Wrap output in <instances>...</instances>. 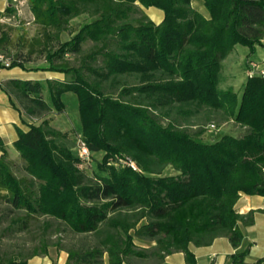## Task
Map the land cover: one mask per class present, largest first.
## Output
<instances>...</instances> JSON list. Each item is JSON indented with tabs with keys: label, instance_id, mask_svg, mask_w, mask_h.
I'll use <instances>...</instances> for the list:
<instances>
[{
	"label": "trees",
	"instance_id": "16d2710c",
	"mask_svg": "<svg viewBox=\"0 0 264 264\" xmlns=\"http://www.w3.org/2000/svg\"><path fill=\"white\" fill-rule=\"evenodd\" d=\"M202 1L208 16L191 0H28L40 27L31 45L46 52L43 70L68 78L46 80L51 103L37 80L6 83L12 104L40 122L18 130L12 145L20 167L0 137V204L22 211L23 225L45 217L91 236V243L56 244L67 252L64 264H104L105 255L107 264L135 258L159 264L178 251L185 264H196L190 244L223 236L237 249L241 227L253 224L255 210L242 214L235 205L241 193L264 196V75L248 76L240 97L219 83L221 62L235 45L250 51L261 45L264 0ZM140 6L163 10V20L153 23ZM82 14L89 20L61 41ZM7 37L0 23V46ZM86 41L92 46L85 52ZM23 65L12 59V67ZM66 92L77 96L78 135L90 160L106 174L85 173L67 133L45 118L63 110ZM214 113L242 134L220 133ZM212 124L216 136L205 141L201 135ZM169 166L175 173L164 174ZM135 237L155 244L140 247ZM48 247L42 240L28 258L47 255ZM246 254L233 252L231 264H247ZM251 264H264V256Z\"/></svg>",
	"mask_w": 264,
	"mask_h": 264
},
{
	"label": "rangeland",
	"instance_id": "374dc122",
	"mask_svg": "<svg viewBox=\"0 0 264 264\" xmlns=\"http://www.w3.org/2000/svg\"><path fill=\"white\" fill-rule=\"evenodd\" d=\"M29 9L27 3L22 4L18 1L16 7H10L9 11L6 12L9 20L2 23V29L7 33L8 37L0 46V51L13 60L19 59L23 61L24 68L39 71L47 67L48 62L45 59L46 52L41 51L42 46L36 43L31 45L33 38L40 36V27L33 21V16ZM88 20L86 14L71 19L69 30L61 33L60 40L64 41L69 39L71 37V32L78 29L80 25ZM55 44L56 42L52 41L51 45ZM91 46L92 42L86 41L83 44V51H88ZM32 47L33 49L31 51ZM262 52H264L262 48H256L255 46L254 50L250 51L248 47L238 44L237 50L232 53L230 52L231 54H228V58L222 62L223 77L220 80L219 87L224 90L231 89L240 97L244 84L248 78L245 76V69L250 62L248 60L253 59L259 62ZM64 58L69 60L72 65L78 62L76 55L71 53H67ZM63 76L64 78H68L65 74H63ZM42 84L43 97L51 103L46 80L43 81ZM61 99L64 104L63 110L55 113V109H52L51 113L45 114V118L51 120V126L53 128L66 131L67 137L65 143L75 155H78L75 142L81 130L78 99L73 92L64 93ZM211 119L212 122L219 125L220 133L227 132L237 136L242 134V129L230 120H220L218 113L211 114ZM161 122L166 124L167 120L162 119ZM196 128L198 127H189L190 131L196 130ZM215 136L216 134L212 131H204L201 138L205 141H210L214 139ZM9 157L13 158L17 166L20 167L22 161L19 159L17 153L10 151ZM98 158H100V156H98ZM97 164L98 161L94 158H91L88 162L83 160L78 161L79 167L88 175L106 174L98 168ZM163 173L173 174L175 171L169 166ZM22 216V211H11L4 204H0V264H11V262L18 264L19 261L47 264L51 261V264H59L61 253H63L62 251L66 252V250L59 249V245H56L57 243L63 248L80 243H91L93 241L91 236L74 234L66 228L65 225H58L54 219H47L45 217L30 218L26 221V224L23 225V222L20 221ZM47 221L48 223L50 222L51 225L48 230H44V225ZM42 240H47L49 243L48 254H40L28 258L32 250L40 246ZM134 241L140 247L150 246V242L147 240H141L135 237ZM104 264H107L106 255L104 257Z\"/></svg>",
	"mask_w": 264,
	"mask_h": 264
},
{
	"label": "crops",
	"instance_id": "0c3cea01",
	"mask_svg": "<svg viewBox=\"0 0 264 264\" xmlns=\"http://www.w3.org/2000/svg\"><path fill=\"white\" fill-rule=\"evenodd\" d=\"M22 4L27 3L29 9L28 0H0V23L2 24L6 20H9L6 10L10 7H16L17 2ZM191 6L200 12L201 14L208 16L207 10H205L202 0H191ZM145 15L155 24L160 23L164 18L163 10L154 7L140 6ZM30 11V9H29ZM31 13V11H30ZM264 49V38L261 39V45H257L256 48ZM237 50V45L233 48V51ZM230 53V54H231ZM229 54V55H230ZM225 58L227 59L228 56ZM223 59V61H225ZM222 61V62H223ZM248 67L245 69V76L248 77L251 74L258 73L260 68H264V52L261 53V60L259 62L249 59ZM221 62V65H222ZM251 63L256 64L255 67L251 66ZM222 67H221V78ZM11 79L22 80H37L41 83L48 79H64L63 74L49 71V70H30L20 66H13L9 69H4L0 73V137L4 142L8 152L14 151L13 142L17 139L18 130L26 131L31 123H39V118H32L24 113L23 110L18 109L12 103H15L13 97L5 91L6 83ZM51 123V120H50ZM59 130V129H58ZM63 131V130H61ZM66 132V131H64ZM1 154V151H0ZM235 208L239 213H247L250 210H255L254 222L252 225L241 227L243 234L241 245L235 249L229 243L227 237H217L209 245L206 246H194L190 244L189 248L194 253L196 258V264H231L230 254L236 251L247 250L245 256V262L247 264L253 263L257 258L264 256V196L260 195H246L241 193ZM148 241V240H147ZM150 246H153L154 241H149ZM149 246V247H150ZM59 257V264H64L67 258V253L62 251ZM28 264H47L40 262H30ZM51 264V261L49 262ZM129 264H154L152 260L148 259H132ZM159 264H185L184 254L180 251L173 252L167 255L162 263Z\"/></svg>",
	"mask_w": 264,
	"mask_h": 264
},
{
	"label": "built area",
	"instance_id": "2783aa9c",
	"mask_svg": "<svg viewBox=\"0 0 264 264\" xmlns=\"http://www.w3.org/2000/svg\"><path fill=\"white\" fill-rule=\"evenodd\" d=\"M251 66L255 67L256 64L251 63ZM11 67H12V59L10 57H8L5 53L0 51V73L4 69H9ZM257 74L264 75V68H260L258 70ZM214 128H215V126L212 124V125H210L209 130L213 131ZM76 147H77V150H78V157L81 158V160H83L85 162H88L90 160V151H89L87 145L85 144V142L83 141V139L81 138V136H79V135L76 138ZM127 162L133 168H135L134 162L131 159H127Z\"/></svg>",
	"mask_w": 264,
	"mask_h": 264
}]
</instances>
